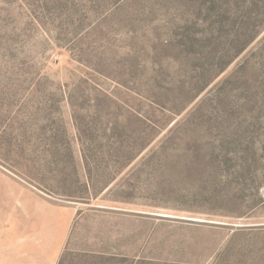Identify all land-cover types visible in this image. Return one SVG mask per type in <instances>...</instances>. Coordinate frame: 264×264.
<instances>
[{
  "label": "rangeland",
  "instance_id": "374dc122",
  "mask_svg": "<svg viewBox=\"0 0 264 264\" xmlns=\"http://www.w3.org/2000/svg\"><path fill=\"white\" fill-rule=\"evenodd\" d=\"M3 180L68 264H264V0H0Z\"/></svg>",
  "mask_w": 264,
  "mask_h": 264
},
{
  "label": "crops",
  "instance_id": "0c3cea01",
  "mask_svg": "<svg viewBox=\"0 0 264 264\" xmlns=\"http://www.w3.org/2000/svg\"><path fill=\"white\" fill-rule=\"evenodd\" d=\"M14 180L0 181V264H68L82 213Z\"/></svg>",
  "mask_w": 264,
  "mask_h": 264
},
{
  "label": "trees",
  "instance_id": "16d2710c",
  "mask_svg": "<svg viewBox=\"0 0 264 264\" xmlns=\"http://www.w3.org/2000/svg\"><path fill=\"white\" fill-rule=\"evenodd\" d=\"M154 141H155V137H153V136L146 137V136L143 135V136H140V137H137V138L130 137V138H126V139H120L116 143V145H118L120 147H123V148H137L139 150L138 152L141 153L143 150H145L147 148H150V147H153V146L154 147H161V146L166 144V140H163V141H161L160 143H157V144H154ZM108 145L109 144H107V146ZM112 145H115V143L112 144ZM85 156L86 155L83 152L82 153L83 162H84V165H87V163L85 161V158H84ZM131 162L132 161L130 159H128L127 161H125V163L123 165L126 166L129 163H131Z\"/></svg>",
  "mask_w": 264,
  "mask_h": 264
}]
</instances>
